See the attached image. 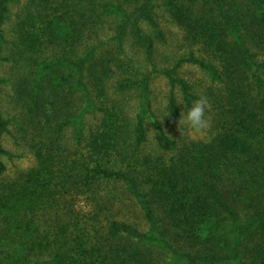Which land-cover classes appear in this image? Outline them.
Wrapping results in <instances>:
<instances>
[{"label": "trees", "instance_id": "16d2710c", "mask_svg": "<svg viewBox=\"0 0 264 264\" xmlns=\"http://www.w3.org/2000/svg\"><path fill=\"white\" fill-rule=\"evenodd\" d=\"M7 1L0 60L19 70L13 124L34 162L5 175L0 105V264H264V0H23L6 38ZM160 7L196 49L165 69L152 57ZM128 32L150 70L121 58ZM186 61L212 86L214 133L155 121L145 151L150 75L166 77L178 121L174 90L197 98L176 74ZM114 77L115 92H139L133 119L109 100Z\"/></svg>", "mask_w": 264, "mask_h": 264}, {"label": "rangeland", "instance_id": "374dc122", "mask_svg": "<svg viewBox=\"0 0 264 264\" xmlns=\"http://www.w3.org/2000/svg\"><path fill=\"white\" fill-rule=\"evenodd\" d=\"M159 1V0H158ZM157 1V2H158ZM23 0H8V16L4 24V30L6 38H9L11 34V29L14 28L16 22V14L19 7L22 6ZM161 2V0L159 1ZM157 11V23L162 31V38L159 40L154 37V51H153V63L156 69L171 68L176 65V63L190 55V52H195L196 49L190 47L183 39L182 31L177 25H175L165 10L156 8ZM111 25V23H110ZM114 24H112L113 27ZM115 27V26H114ZM113 28H107L105 35H111L114 32ZM142 28L144 32L149 33V27L143 23ZM150 34H153L152 32ZM123 54L129 58V66L138 68L140 71H148L151 69V64L146 60L144 51L141 47L134 43V39L128 32L124 38L123 43ZM3 56H5L3 54ZM19 70L12 66L7 61L0 60V105L1 111L4 117L10 119L8 125V130L2 136L1 142L3 147L6 149L7 154L2 156V160L5 163L6 170L5 175L11 177L15 175L19 170L26 169L31 166L34 162L33 156L23 140H20L18 136V129L13 124L15 119L19 118V109L16 106L15 93L13 90V84L16 79ZM68 71L64 70L61 74H67ZM177 76L183 78L189 84V91L196 95V99L200 96H205L209 102V93H211L212 86L209 84V79L206 73L200 69L196 64L190 62H184L176 68ZM60 73H57V77ZM115 76H118L116 74ZM117 77H114L107 83L106 93L108 94L109 100L120 101L119 105L123 109L125 115L130 119H133L135 114L139 111V92L136 90H130L127 93H121L114 91V84ZM169 92V85L167 79L164 75L159 73H151L150 81L148 86V114L145 115V127L147 132V140L144 146L145 151H152L153 147L156 146L155 142V127L154 122L157 121L161 123L162 127L171 136L177 133H182L193 139H208L210 135L214 133V116L211 109V105L207 109V116L210 120V126L201 132H193L191 129L186 132V127L181 126V121H171L166 109L167 95ZM176 98L179 105L180 116L185 110L186 105L182 99L181 93L175 89ZM112 99V100H111ZM195 99V100H196ZM194 101V99L192 100ZM191 101V102H192ZM191 104V103H190ZM87 116V115H86ZM85 116V118H86ZM27 160L28 165L21 166V161ZM80 209V211H87L89 206L85 204L83 198H78L75 201V208ZM137 215L136 221L141 229H146V223L141 217ZM134 219V218H133Z\"/></svg>", "mask_w": 264, "mask_h": 264}, {"label": "clouds", "instance_id": "9594fccd", "mask_svg": "<svg viewBox=\"0 0 264 264\" xmlns=\"http://www.w3.org/2000/svg\"><path fill=\"white\" fill-rule=\"evenodd\" d=\"M209 108V102L207 97L200 96L198 99L191 102L190 106L184 107V111L181 113L179 121L181 126L186 127V132L191 129L194 133L206 130L210 126V120L207 116V109ZM21 166H27L28 161L22 160Z\"/></svg>", "mask_w": 264, "mask_h": 264}]
</instances>
